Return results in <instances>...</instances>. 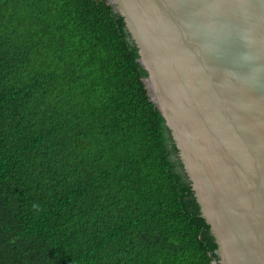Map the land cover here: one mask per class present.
<instances>
[{"label": "trees", "instance_id": "trees-1", "mask_svg": "<svg viewBox=\"0 0 264 264\" xmlns=\"http://www.w3.org/2000/svg\"><path fill=\"white\" fill-rule=\"evenodd\" d=\"M110 0H0V264H214L218 245Z\"/></svg>", "mask_w": 264, "mask_h": 264}, {"label": "water", "instance_id": "water-1", "mask_svg": "<svg viewBox=\"0 0 264 264\" xmlns=\"http://www.w3.org/2000/svg\"><path fill=\"white\" fill-rule=\"evenodd\" d=\"M218 245L264 264V0H110Z\"/></svg>", "mask_w": 264, "mask_h": 264}]
</instances>
